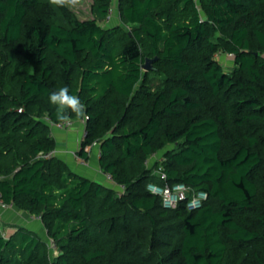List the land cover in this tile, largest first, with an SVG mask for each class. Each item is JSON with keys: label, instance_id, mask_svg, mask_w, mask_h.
Masks as SVG:
<instances>
[{"label": "trees", "instance_id": "1", "mask_svg": "<svg viewBox=\"0 0 264 264\" xmlns=\"http://www.w3.org/2000/svg\"><path fill=\"white\" fill-rule=\"evenodd\" d=\"M111 3L80 19L0 0V192L44 229L0 233V264H264V0H118L129 29L102 24ZM218 53H233L228 70ZM148 55L171 75L157 94ZM64 86L88 117L77 154L98 140L124 193L39 156L56 149L45 118L60 121L49 94ZM153 153L167 182L207 192L201 207L147 189L165 183Z\"/></svg>", "mask_w": 264, "mask_h": 264}, {"label": "built area", "instance_id": "2", "mask_svg": "<svg viewBox=\"0 0 264 264\" xmlns=\"http://www.w3.org/2000/svg\"><path fill=\"white\" fill-rule=\"evenodd\" d=\"M117 2H118V0H112L111 7L108 10V14H107L104 22H110L114 19V16L116 15ZM228 55L232 56L233 53H229ZM87 118L88 117L85 116V117L80 118V119L71 118L68 121H55V122L52 121L48 116L45 119L50 123V125L53 128L59 129V130L69 129L75 125L76 120H79L83 126L82 127L81 142H80V147H79V148H81L82 141L84 139H86V137L88 136V129L86 128ZM84 150H85V152L88 153L89 158H84L82 156H79L77 154V151L75 153L80 164L83 166H89L91 164V158L92 157H97L99 159L102 155V150L100 148V142L98 140H95L94 142H92L90 144H86L84 146ZM55 153H56V150H52L49 152L41 153L39 156L44 157V158H48V157H51L52 155H54ZM158 156L159 155L157 153H153L150 158L146 159L145 162L147 164H150V162H154L156 160L159 162L157 167L154 169V173L157 174V176L162 181H164L165 183L160 184L156 181H150L147 184V189L151 193L161 196L162 200H163V205L166 208H175L181 202H186V206L189 210H194V209L201 207L202 204L204 203V201L208 197L207 192L201 191V190L200 191H196V190L190 191L191 188L184 183L170 184L169 182H167L168 175H167V172L165 171V168L163 165L164 158L162 157L161 159H159ZM102 172H103V175L105 176V179L107 180V182L112 183L116 187L119 194H122L126 191V185L122 184V183H117L114 180L112 173L105 172V171H102ZM12 207H14V205L12 203L5 202L3 200L2 194L0 192V208L1 209H8V208H12ZM31 217L36 218V219L41 218L40 215H32ZM0 233L2 234V232H0ZM49 244L53 248H55V249L57 248V243L53 238H50Z\"/></svg>", "mask_w": 264, "mask_h": 264}, {"label": "crops", "instance_id": "3", "mask_svg": "<svg viewBox=\"0 0 264 264\" xmlns=\"http://www.w3.org/2000/svg\"><path fill=\"white\" fill-rule=\"evenodd\" d=\"M82 127V123L77 120V123H75V125L69 129H54L52 134L57 143L55 154L63 158L74 171L91 179L115 187L112 183L107 182L105 179V176L103 175L102 169L99 165V159L97 157L91 158V164L89 166H83L80 164L75 153L80 147ZM2 210H4V213L0 215L1 218L3 216L2 220L0 221V230H2V234L5 236H9L15 232L17 226L19 225L31 228L44 236V229L41 221H39V219L32 218V215H30L28 212L15 207L8 209L0 208V211ZM3 222L6 224L5 227H7L5 229L2 228L4 227Z\"/></svg>", "mask_w": 264, "mask_h": 264}, {"label": "rangeland", "instance_id": "4", "mask_svg": "<svg viewBox=\"0 0 264 264\" xmlns=\"http://www.w3.org/2000/svg\"><path fill=\"white\" fill-rule=\"evenodd\" d=\"M94 3H95V0H80L79 4H77L75 6L69 5V10L72 11L74 13V15L76 17H79L80 19L93 18L94 14H93L92 7H93ZM46 7L49 8V9H47L48 11L52 12L54 15L56 14L57 9L55 7H53V5L51 6L50 3H46L45 8ZM45 8H44V10H45ZM116 14H118V15L116 16L115 20L110 21V22H104V20H103V21H101L102 24L110 26V25L122 23V21L119 17V13H116ZM124 27L126 29H129L128 25H124ZM217 56L219 57V60L224 64L225 69L228 70V66L231 64V62L233 60L232 56H229L228 54H221V53H218ZM147 57L148 58H155V57H152L150 55H148ZM151 65H152L151 69H143L145 74H146L145 80H144L145 88H146V91H148L149 93L157 94V92L166 85V79L168 78V77H166V75L167 76H171V75L168 73L166 74V73L162 72L161 70H159L155 61H153L151 63ZM156 68H158V69H156ZM76 123H77V120H76ZM170 147H172V146H170ZM162 153H164V152H162ZM162 153H161V155L158 156L159 159L162 158V156H163ZM3 213H4V210L0 211V215H2ZM2 218H3V216H2ZM2 218L0 216V221L2 220ZM3 226H4V227H2L3 229L7 228V227H5L6 226L5 223ZM0 232H2V230ZM48 248L50 250L49 252H50L52 258H54L55 256H57L59 254L58 248L55 249L50 244H48Z\"/></svg>", "mask_w": 264, "mask_h": 264}, {"label": "clouds", "instance_id": "5", "mask_svg": "<svg viewBox=\"0 0 264 264\" xmlns=\"http://www.w3.org/2000/svg\"><path fill=\"white\" fill-rule=\"evenodd\" d=\"M60 5L75 6L80 0H52ZM49 101L56 106V118L60 121H68L72 116L83 118L85 116V106L77 95L69 92L67 86L61 87L49 94Z\"/></svg>", "mask_w": 264, "mask_h": 264}, {"label": "water", "instance_id": "6", "mask_svg": "<svg viewBox=\"0 0 264 264\" xmlns=\"http://www.w3.org/2000/svg\"><path fill=\"white\" fill-rule=\"evenodd\" d=\"M157 58H158V57H155V58H146V61H145L144 65H143V68H144V69H151V68H152L151 63H152L153 61H155Z\"/></svg>", "mask_w": 264, "mask_h": 264}]
</instances>
